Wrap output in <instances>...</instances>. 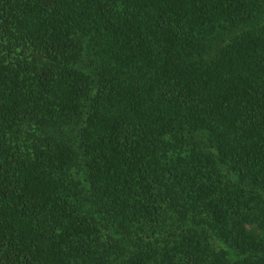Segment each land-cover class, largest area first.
<instances>
[{
	"label": "trees",
	"instance_id": "1",
	"mask_svg": "<svg viewBox=\"0 0 264 264\" xmlns=\"http://www.w3.org/2000/svg\"><path fill=\"white\" fill-rule=\"evenodd\" d=\"M0 264H264V0H0Z\"/></svg>",
	"mask_w": 264,
	"mask_h": 264
}]
</instances>
